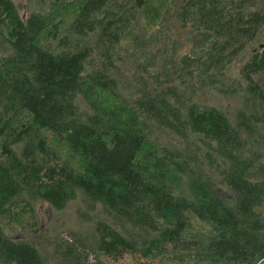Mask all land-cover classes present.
<instances>
[{
  "label": "trees",
  "instance_id": "obj_1",
  "mask_svg": "<svg viewBox=\"0 0 264 264\" xmlns=\"http://www.w3.org/2000/svg\"><path fill=\"white\" fill-rule=\"evenodd\" d=\"M0 264H264V0H0Z\"/></svg>",
  "mask_w": 264,
  "mask_h": 264
},
{
  "label": "rangeland",
  "instance_id": "obj_2",
  "mask_svg": "<svg viewBox=\"0 0 264 264\" xmlns=\"http://www.w3.org/2000/svg\"><path fill=\"white\" fill-rule=\"evenodd\" d=\"M15 1L17 4H20L23 10L28 6V0ZM75 207L76 202L68 204L64 210L55 211L47 203H37L35 210L39 221V228L33 231V234H41L42 232L50 233L51 229H55L62 234L65 232L66 235V232L74 230L80 233L90 243L92 227L89 223L80 220L75 212ZM24 237H28V234L18 235V238Z\"/></svg>",
  "mask_w": 264,
  "mask_h": 264
}]
</instances>
